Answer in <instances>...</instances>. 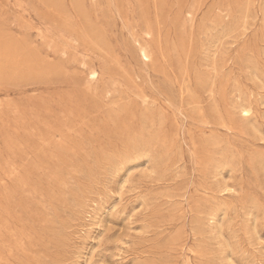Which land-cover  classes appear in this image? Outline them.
I'll return each mask as SVG.
<instances>
[{
	"label": "rangeland",
	"instance_id": "obj_1",
	"mask_svg": "<svg viewBox=\"0 0 264 264\" xmlns=\"http://www.w3.org/2000/svg\"><path fill=\"white\" fill-rule=\"evenodd\" d=\"M0 264H264V0H0Z\"/></svg>",
	"mask_w": 264,
	"mask_h": 264
},
{
	"label": "bare ground",
	"instance_id": "obj_2",
	"mask_svg": "<svg viewBox=\"0 0 264 264\" xmlns=\"http://www.w3.org/2000/svg\"><path fill=\"white\" fill-rule=\"evenodd\" d=\"M147 60H149L148 58H149V56H148V54L146 53V51H143V54H142ZM145 59V60H146Z\"/></svg>",
	"mask_w": 264,
	"mask_h": 264
}]
</instances>
